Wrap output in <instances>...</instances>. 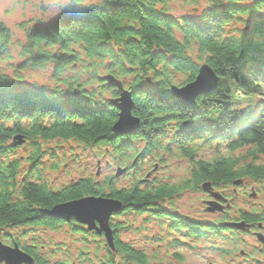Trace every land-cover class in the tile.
<instances>
[{
  "label": "trees",
  "instance_id": "obj_1",
  "mask_svg": "<svg viewBox=\"0 0 264 264\" xmlns=\"http://www.w3.org/2000/svg\"><path fill=\"white\" fill-rule=\"evenodd\" d=\"M171 1L102 0L85 5L86 0H72L58 20L39 21L27 30L17 66L10 55L12 33L0 21V238L3 235L18 245L34 258V264H70L50 263L40 254L43 246L27 245L22 239L28 236L27 228L55 231L64 226L48 213L85 197L118 200L125 213L151 212L160 220L170 217L169 233L229 241L233 248L222 251L239 252V238L226 237L229 229L220 223L180 217L164 204L186 192H201L205 183L217 190L228 189L239 179L264 183V0H185L197 9L194 15L182 17L174 15ZM238 24L245 29L229 31ZM87 61L88 80L65 76L68 70L76 74L77 66ZM4 62L14 75L6 73ZM204 63L219 77L220 87L186 107L172 95L176 77H182L179 85L190 83ZM51 66L57 85L53 91L24 84L22 71ZM100 70L107 74L100 75ZM109 75L132 94V114L140 120L135 135L114 131L119 111L111 100L120 93L105 80ZM95 84L92 92L86 90ZM107 93L111 98H105ZM185 122L191 127H185ZM18 135L26 142L14 147ZM60 142L101 148L123 167L136 159L135 168L149 156L164 162L160 154H173L176 149L190 164L189 172L173 183L135 180L116 188L113 177L103 182L89 178L55 190L34 172L51 151L49 145L57 143V148ZM206 146L214 152L210 158L203 156ZM23 149L30 168L21 176L24 158L18 153ZM240 212L238 220L264 225V210ZM68 224L76 234H93L75 221ZM111 225L116 249L100 242L106 256L99 264H151L144 251L122 243L119 226ZM10 231L22 233L17 237ZM174 243L181 244L177 239Z\"/></svg>",
  "mask_w": 264,
  "mask_h": 264
},
{
  "label": "rangeland",
  "instance_id": "obj_2",
  "mask_svg": "<svg viewBox=\"0 0 264 264\" xmlns=\"http://www.w3.org/2000/svg\"><path fill=\"white\" fill-rule=\"evenodd\" d=\"M71 1L0 0V21L10 29L13 38V44L10 49V55L13 57L12 64L17 66L22 62L20 58V45L26 40L27 30L39 21L44 24L55 22L62 17L63 8H67ZM101 1L86 0L85 5H94ZM170 5L174 9V15L176 17L192 16L197 9L195 6H189L185 0H172ZM203 6L205 5L202 2ZM234 29H239L240 31L245 28L243 24H238L230 27L229 31L232 32ZM193 49L195 50V48ZM88 63L89 61L84 64H79L76 74L68 70L65 76L77 77L81 82H85L90 77L85 68ZM205 64L209 65L208 63L200 64L199 71ZM3 66L7 74L14 75V69L7 68L6 62L3 63ZM99 74L106 75L107 73L100 70ZM52 75V66L45 70H25L21 72L23 82L27 87L35 88L39 86L49 89V91H53L57 86ZM181 78V76L176 77L173 87H184L194 82L197 77L190 83L179 85L178 83ZM60 86L63 90H67L64 84ZM95 87L97 88L96 84L89 86L86 90L92 92ZM124 90L130 92L125 88ZM119 93L121 95L120 90ZM105 98H111L110 93L105 94ZM171 135L172 133L170 132L167 140L163 142L164 145L169 142L168 140ZM16 137L13 138V146H23L25 142L19 146L14 145L16 143ZM57 143L49 145L51 151H47V155L42 160V167H39L34 172V175L47 181L55 190L89 178L103 182L105 179L113 177L116 188L128 187L135 180L147 181V184L150 182L173 183L187 177L189 172L190 164L186 159L178 156L176 149H173V154H160L164 157V162L153 156H149L143 160L142 166L135 168L133 159L129 161L127 167H123L114 161L110 157V154L105 155L104 150L101 148H86L74 142H60L58 147L55 148ZM197 143L200 142L198 141ZM137 147L142 148L143 144L138 143ZM212 152L213 150L206 146L203 152L204 158H210V155L212 156L214 153ZM18 155L24 158L22 161L23 167L20 171L21 176H23L30 168V165L25 162L27 150L23 149V151H19ZM119 167L126 168L127 172L116 177ZM131 168L136 170H132ZM33 179L35 178L33 177ZM235 182H238V184L236 185ZM235 182L234 186L228 189L217 190L213 187L214 192H218L224 197L220 201L224 206L222 211H208L210 208L209 202L215 199L203 189V185L201 192H186L183 196L175 197L173 200L167 201L164 205L166 209L174 211L172 213L180 217H185L198 223H220L225 229H229L225 227V224L228 222H245L238 220L240 218V211L250 213L254 208L257 211L264 210V183H254L245 179H239ZM241 184L244 186L240 187ZM124 213L125 210L120 214L114 215L111 219V224L119 226V238L122 243H128L135 249L144 251L149 257L151 264H264V244L258 238V231L264 237V229H260L257 225H253V228L248 230L251 231L253 229V232L251 231L252 234L243 230L229 229L226 237L230 239L239 238V244L236 248L239 252L236 253L235 251L232 254H225L222 251L223 248L227 250L233 248L229 241V243L222 242V240L208 242L198 240L195 236H189L187 233L184 235L173 231L169 233L168 229L171 223L168 218L170 217L160 220L151 212H145V214L140 215L132 211ZM58 221L63 222L64 226H61L55 231L41 228L33 232L32 228L25 229L28 231V236L22 239V242H25L27 245L37 243L41 247L43 246L40 254L44 255L50 263L99 264L100 260L106 256V251L100 249L99 246V243L102 241L105 244L107 243L105 236L98 234L97 236L95 231L92 232L93 234L91 236H86L81 233L76 234L73 232L70 224H68L74 221L73 219L68 222L63 220ZM82 226L87 229V226ZM262 227H264L263 224ZM113 232L116 235L114 230ZM9 233L17 236L22 232L10 231ZM99 236L103 238L99 239ZM34 237H37V240H32ZM174 239L180 241L181 244L177 245L176 243H172ZM0 241L8 247H13L11 242L3 238V235ZM245 253L247 254L246 256H244ZM0 264H5V262H0Z\"/></svg>",
  "mask_w": 264,
  "mask_h": 264
},
{
  "label": "water",
  "instance_id": "obj_3",
  "mask_svg": "<svg viewBox=\"0 0 264 264\" xmlns=\"http://www.w3.org/2000/svg\"><path fill=\"white\" fill-rule=\"evenodd\" d=\"M105 80L121 91L120 97L111 101V105L119 110V118L114 125V131L120 136H132L140 128V120L133 116L132 94L125 91L123 84L109 75ZM219 88V78L212 68L205 64L200 68L196 80L184 87H172V94L182 105L192 107L197 98L201 95L215 93ZM15 146L22 145L25 140L22 136L15 138ZM136 162V161H135ZM127 172L126 168L119 167L116 177ZM237 185L238 182H235ZM203 189L214 197V201L209 202V212L222 211L224 206L220 203L224 197L218 192L213 191L211 183L203 184ZM125 207L122 202L106 197H85L55 206L48 214L53 219L71 221L72 219L81 225L87 226V231L100 236H105L108 246L115 251V235L111 227V219L114 215L124 212ZM225 227L232 230L247 231L251 228L250 224L245 222H228ZM263 243V235H258ZM0 262L5 264H34V258L24 252L18 245L8 247L0 241Z\"/></svg>",
  "mask_w": 264,
  "mask_h": 264
},
{
  "label": "flooded vegetation",
  "instance_id": "obj_4",
  "mask_svg": "<svg viewBox=\"0 0 264 264\" xmlns=\"http://www.w3.org/2000/svg\"><path fill=\"white\" fill-rule=\"evenodd\" d=\"M242 186H243V184H241V186H240V187H242ZM234 193H235V192H234ZM245 222H246V221H245ZM258 226L260 227V229H261V228H263V229H264V227H262V224H261V223H258L257 227H258ZM251 228H253V226H252V225H251ZM251 231L253 232V229H252ZM251 231H248V230H247L246 232H249L250 234H252V232H251ZM170 233H172V232H170ZM249 233H248V234H249ZM254 233H255V232H254ZM256 234H257V233H256ZM258 234H260V233H259V231H258ZM175 240H176V239H174V241H173L172 243H174V242H175ZM263 244H264V242H263Z\"/></svg>",
  "mask_w": 264,
  "mask_h": 264
},
{
  "label": "bare ground",
  "instance_id": "obj_5",
  "mask_svg": "<svg viewBox=\"0 0 264 264\" xmlns=\"http://www.w3.org/2000/svg\"><path fill=\"white\" fill-rule=\"evenodd\" d=\"M130 93H131V92H130ZM115 99H116V98H115ZM112 100H113V99H112ZM112 100H111V101H112ZM132 100H133V98H132ZM133 103H134V102H133ZM185 106H186V105H185ZM186 107H187V106H186ZM183 125H184L185 127H188V128H189V127H191L192 124L189 123V122H185V123H183ZM25 142H26V141H25ZM135 161H137V160H136V159L134 160V164L136 163ZM132 166H133V165H132Z\"/></svg>",
  "mask_w": 264,
  "mask_h": 264
}]
</instances>
